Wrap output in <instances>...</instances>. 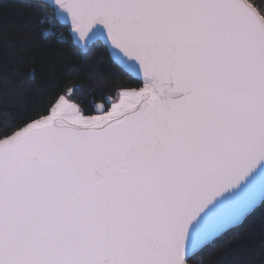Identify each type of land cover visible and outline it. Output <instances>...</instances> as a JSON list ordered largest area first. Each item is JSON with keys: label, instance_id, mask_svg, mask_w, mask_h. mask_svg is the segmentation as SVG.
Wrapping results in <instances>:
<instances>
[{"label": "snow or ice", "instance_id": "1", "mask_svg": "<svg viewBox=\"0 0 264 264\" xmlns=\"http://www.w3.org/2000/svg\"><path fill=\"white\" fill-rule=\"evenodd\" d=\"M28 3L50 59L102 50L113 80L0 95V264H257L264 0Z\"/></svg>", "mask_w": 264, "mask_h": 264}, {"label": "trees", "instance_id": "2", "mask_svg": "<svg viewBox=\"0 0 264 264\" xmlns=\"http://www.w3.org/2000/svg\"><path fill=\"white\" fill-rule=\"evenodd\" d=\"M37 4L40 8L46 6L39 1ZM48 14H51V9ZM43 16L42 11H33L28 0H0V95L7 92L4 99L10 109L29 107L35 98V85L46 86L47 80L53 76L60 80L61 87L64 88L79 84L84 89H89L97 82L102 86L104 79L113 80L106 54L102 50H94L87 60L75 56L64 61L50 59V47L63 51L64 46L55 44L52 37L41 35L36 21ZM101 55L105 57L102 64L99 61ZM31 66L36 68L34 81L18 74V70ZM118 87H138V84H126L122 79L115 80L111 87H104L103 90L111 92ZM262 244L264 238L259 235L245 243L247 253L257 260V264Z\"/></svg>", "mask_w": 264, "mask_h": 264}, {"label": "water", "instance_id": "3", "mask_svg": "<svg viewBox=\"0 0 264 264\" xmlns=\"http://www.w3.org/2000/svg\"><path fill=\"white\" fill-rule=\"evenodd\" d=\"M37 1H39V2H41L43 4H47L49 2V0H37Z\"/></svg>", "mask_w": 264, "mask_h": 264}]
</instances>
